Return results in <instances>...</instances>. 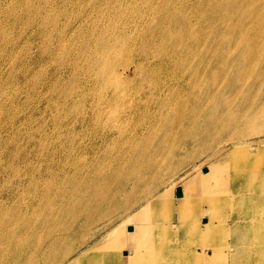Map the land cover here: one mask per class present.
<instances>
[{
  "label": "rangeland",
  "instance_id": "1",
  "mask_svg": "<svg viewBox=\"0 0 264 264\" xmlns=\"http://www.w3.org/2000/svg\"><path fill=\"white\" fill-rule=\"evenodd\" d=\"M209 1L0 0V264L3 254L11 261L13 252L18 264H55L64 257L68 260L65 263H71L106 243V231L96 233L103 224L77 230L85 214L80 207L83 204L77 203V192L95 177L96 197L83 206L84 210L96 206L98 193L111 187L105 195L108 200L121 185L116 202L109 201L110 210L100 214L97 223L111 220L129 200L141 203L148 195L154 198L165 193L167 204L158 208L157 217L151 213V224L146 223L168 227L169 231L177 226L175 233L163 239L159 235L154 243L156 247L159 243L168 245L174 264H189L188 257L198 251L210 258L209 250L217 255L223 252L231 260V249L247 241L228 230L227 223L224 227L232 211L211 201V196H224L219 190L207 192L200 186L183 204L176 199L177 188L168 190L185 184L194 173L209 169L215 174V167L216 180L224 177L227 184V178H238L242 186L235 187L234 198L244 195L247 188L261 193L260 188L247 187L248 175L243 179V174H231L233 164L242 163L243 157L228 159V151L215 154L214 147L207 146L208 138L185 141L180 127L166 135L172 122H158L159 104L165 99L171 102L168 98L172 93L178 99L162 112L169 109L174 121L173 112L180 111L185 94L200 95L203 91L200 86L178 89L188 80H203L207 73L187 75V67H179L201 64L197 58L188 60L186 55L192 50L185 53L171 35L182 36L181 22L173 19L175 10L182 16L195 12L199 20L200 9L206 13L213 9ZM213 36L209 35L211 47H220ZM102 46L103 53L99 52ZM105 60L112 68L101 66ZM208 71L205 81L217 76ZM159 140L179 149L172 153L175 169L164 173L163 161L151 172L155 174L146 185L142 178L130 181V173L150 162L153 155L148 151L159 149ZM252 141L251 153L257 146L255 139ZM260 161L264 164V157L256 156L250 163ZM105 176L109 180L102 179ZM193 204L196 215L191 213ZM145 207H138L130 217L145 213ZM234 208L233 212L246 210L245 205ZM204 218L217 227L207 238L197 235L205 226ZM150 238H127L119 255L132 256L128 264H159L155 249H148ZM103 254L95 252V262L104 259ZM58 255L60 258H55Z\"/></svg>",
  "mask_w": 264,
  "mask_h": 264
},
{
  "label": "bare ground",
  "instance_id": "2",
  "mask_svg": "<svg viewBox=\"0 0 264 264\" xmlns=\"http://www.w3.org/2000/svg\"><path fill=\"white\" fill-rule=\"evenodd\" d=\"M209 2L213 9L209 13H206L204 9H200L203 18L200 16L199 20H197L195 12L182 16L178 10H175L173 19L181 22L182 36L174 37L171 35V38L178 40L179 46L181 45L185 53H189L192 50L189 56L185 54L188 60L189 58H197L200 61L201 66L195 68H191L189 65H179V67H187L185 71L188 72L187 75H190L193 71L195 74L203 71L207 73L205 74V79L208 77V69H210L213 70L212 75L217 74V76L208 81L196 79L179 84L178 89L180 90H188L200 86V88H203V91L200 95L199 93L197 95L192 93L185 94L179 107L180 111L173 112L176 117L174 121L169 117V109L168 113L162 112L166 105L169 106L178 99V96L172 93L168 98L172 99L171 102H166L167 99H165V101H161L159 104L158 110L161 115L157 117L158 122H172L167 129L168 133L166 135H172L174 129L180 127L181 137L185 141L193 140V142H196L197 139L208 138L210 143L207 146L211 145V147H214L212 149H214L213 152L215 154L228 151L226 153L228 159L229 156L239 160L243 157L242 163H238L239 161H237L233 164V173L231 174L235 177L243 174V179H247L249 176L248 180H245L247 181V187L260 188L261 193L259 194L254 190L250 191L246 187L247 191L244 195L239 194L237 195V199L234 198L236 194L235 187L242 186L238 178H235L236 180L232 176L233 180L231 177L227 178V186L226 181L223 179L224 177L220 180L215 179V174L218 172V168L215 169V167H213L216 171L215 174L213 170L209 171V169L196 175L194 173L185 184L170 186L168 190L172 191L178 188L180 195L176 199H178V203L182 204L186 202L187 197H190L192 191L197 190L200 186H202L203 191L216 192L219 190L222 192L223 197L211 196V201L230 207L229 210L232 211V214H229L230 222L224 220V227L227 223L228 230L230 229L232 233L234 231L235 235L247 239L244 244L240 243L236 250L231 249L233 254L231 258L233 260L232 264H264V164L262 161L253 165L250 163L253 157H264V136L259 137L260 135H264V0H210ZM115 25L118 28V22H115ZM195 33L197 34L194 35ZM212 33L220 47H211L212 41L209 35ZM99 52H104L103 46L100 47ZM101 66L112 68V65L107 60ZM174 81L178 80L174 78ZM210 99L211 101L207 102ZM149 105L155 106V104ZM149 105H145L144 108H151ZM253 139L257 142V146L252 147L254 152L251 153L248 152V148H251L250 144L253 143ZM228 145L230 149H228ZM158 147L159 149L157 150L148 151L149 156L153 155V157L149 158L150 162L147 166L141 165L137 170L128 175L127 178L130 181L133 180L136 183L142 178L144 185H146L147 179L153 178L155 174L151 172L163 161L166 163V168H162L164 173H170L175 169L174 165L176 162L172 163L174 159L172 153L179 152V149L169 148L167 147V142L161 140L158 141ZM160 151L162 153L159 155ZM155 162H157L156 165ZM158 176L155 177V180L158 179ZM95 178L91 182H88L86 186L81 189L79 188L77 203L79 202V204L85 206L91 202V199L96 197ZM102 179L109 180L107 176ZM212 181L214 184L211 183ZM214 185L216 189H214ZM218 185L222 187L218 188ZM120 186L114 189L108 200L105 195L111 187H107L106 192L98 193L99 202L96 206L91 205L88 210H84V207L80 206L83 208L85 214H83V219L77 224V230L103 224L96 229V233L103 231V234L106 231V234H104V238L107 239L106 243L98 249L84 252L81 257H77L71 263H65L68 260L64 257L61 262L55 264H92L95 262V252H104L103 255L105 257L104 259H97L95 264H128V259L132 256L127 254L119 255L127 243V238L131 240L141 239L140 241H142V239L149 237H151V243H149L150 247L148 249L151 247L155 249L157 252L155 260L159 264H174L176 262L168 254V245L166 243H159L158 247L154 243L155 240H158L159 235L163 239L175 233L177 226L175 225L169 231L168 227L157 228L146 223L158 216V208L161 206L165 207L167 204L165 193L154 198L152 196L148 197V195L141 203L140 201L132 202L129 200L122 205V212L114 215L111 220L97 223V218L100 214L110 210L109 207L111 205H109V201H115L116 195L120 192L118 190ZM150 198L152 200L149 201ZM242 205L246 206L245 212L240 213L237 210L233 212L234 207H241ZM140 206H146V212L130 217L131 213ZM193 207L191 213L193 215L198 214L195 204H193ZM114 210H116L115 207L113 208ZM151 213L153 214V218H151ZM202 220H204L205 226L198 230L197 235H200L202 238L210 237L217 227L206 218ZM129 224H132V226H129ZM77 230L71 229V231ZM191 231L189 230L187 233L193 234ZM203 242L204 245H209V241ZM137 246L139 245L137 244ZM245 246L246 249H244ZM207 255H211V257L205 258L198 251L188 257V262L189 264H229V261H231L229 258H226L223 252L217 255L216 252L209 250ZM2 256L4 259L1 264L19 263L14 252L9 258L11 261L5 260L6 255L3 254ZM55 258H60V256L58 255ZM23 264H28V262L25 261Z\"/></svg>",
  "mask_w": 264,
  "mask_h": 264
},
{
  "label": "water",
  "instance_id": "3",
  "mask_svg": "<svg viewBox=\"0 0 264 264\" xmlns=\"http://www.w3.org/2000/svg\"><path fill=\"white\" fill-rule=\"evenodd\" d=\"M179 192H180V191H179L178 188H177V190H176V195H177V196L180 195Z\"/></svg>",
  "mask_w": 264,
  "mask_h": 264
}]
</instances>
